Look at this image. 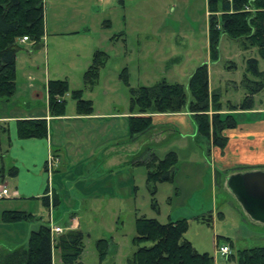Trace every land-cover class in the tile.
I'll return each instance as SVG.
<instances>
[{
    "label": "rangeland",
    "instance_id": "obj_1",
    "mask_svg": "<svg viewBox=\"0 0 264 264\" xmlns=\"http://www.w3.org/2000/svg\"><path fill=\"white\" fill-rule=\"evenodd\" d=\"M44 4L46 40L40 48L20 43L17 92L0 103V114L19 115L32 91L43 95L38 109L44 111L48 82L62 80L69 83L70 93L83 90V98L93 101L96 118L81 121L82 153H63L53 182L58 206L14 195L0 199V251L27 247L31 233L41 225L50 227L51 220L66 232L74 218L84 234L82 264H128L138 249L133 239L136 219L141 217L162 224L187 220L186 239L200 253L211 254L217 264H230L218 253L225 245L233 256L239 250L264 247V224L251 219L228 187V174L241 170L238 161L254 159L253 149L236 152L230 145L226 158L234 166L223 173L211 153L214 147L198 133L190 114L156 115L154 129L135 140L128 132L132 89L162 81L186 86L195 70L207 64L210 89L221 95L219 114L233 115L238 122L237 129L223 135L254 133L264 126L260 124L264 88L254 93L252 111L231 112L228 105H240L250 95L249 82L262 84L263 78L255 75L249 62L256 60L258 70L264 72L258 49L245 50L241 41L223 35L219 60L213 61L207 0H123V4L121 0H44ZM97 51L107 55V63L90 90L84 75ZM70 93L64 100L67 113L75 115ZM8 136L0 130V185L12 195L15 178L9 173L3 177V169L10 168L4 157ZM170 152L178 158L174 180L153 188L147 183L148 168L140 162L149 161L151 154L164 159ZM5 211H26L35 217L5 223ZM100 240H113L101 262L96 245ZM53 262L61 264L57 250Z\"/></svg>",
    "mask_w": 264,
    "mask_h": 264
},
{
    "label": "trees",
    "instance_id": "obj_2",
    "mask_svg": "<svg viewBox=\"0 0 264 264\" xmlns=\"http://www.w3.org/2000/svg\"><path fill=\"white\" fill-rule=\"evenodd\" d=\"M123 4V0H121ZM209 18L210 55L213 61L219 60V47L222 36L241 41L245 50L257 48L264 60V0H207ZM46 36L44 0H0V101H9L17 92V66L20 43L27 37L35 48H40ZM23 44V43H22ZM256 76L262 77L261 85L253 84L250 95L240 105L229 103L228 111H252L254 93L264 88V72L258 70V62L249 60ZM107 63V55L102 51L94 54L92 65L84 75L86 87L92 90L99 81L101 70ZM70 93L67 81L52 80L47 85L48 108L53 118L64 117L67 113L66 94ZM83 90L70 93L76 102L79 116L94 114L93 101L83 98ZM130 116L128 132L131 139H136L154 129L153 119L156 115L190 114L197 131L205 137L214 148L224 150L229 138L225 131L234 130L238 122L233 115L224 118L219 114L223 109L221 95L210 89V75L207 64L199 66L190 77L186 86L178 83L159 82L152 87H140L131 90ZM213 112V113H212ZM212 113V114H211ZM19 139H45L49 135L46 119H24L17 121ZM144 163L148 168L147 183H170L174 180L177 167V154L168 153L164 159L151 154ZM10 175L15 177L17 169L12 168ZM239 176V175H237ZM235 177V176H234ZM155 191H153V194ZM50 207L49 197L41 198ZM54 207L60 204L56 193L52 200ZM35 216L24 211H5V223H18L32 220ZM136 236L133 243L138 247L128 264H216L209 253H200L186 239L189 230L187 220L170 221L166 224L157 219L141 217L136 219ZM100 262L107 256V250L113 240L97 242ZM84 234L80 230H67L58 236L57 243L52 244L50 227L41 225L33 231L27 247L16 250L0 251V264H54V250L60 252L61 264H82L80 259L84 252ZM229 258V257H228ZM235 264H264V247L239 250L231 255Z\"/></svg>",
    "mask_w": 264,
    "mask_h": 264
},
{
    "label": "crops",
    "instance_id": "obj_3",
    "mask_svg": "<svg viewBox=\"0 0 264 264\" xmlns=\"http://www.w3.org/2000/svg\"><path fill=\"white\" fill-rule=\"evenodd\" d=\"M42 99L43 95L37 91H32L28 101H26L24 104L25 109L19 110V115L0 114V130L9 135L7 139L8 143L5 146L7 150L6 154H4V157L10 162V168L8 171H6L5 168L3 169V177L5 174L9 173L12 168L17 169V175L15 177L11 176L9 173V175L15 178L16 181V190L12 195L10 192L9 194L10 196H15L17 199L23 201H29L30 199L41 200V198L44 196L49 197V194H52V197H54V193H56L59 198L57 189L54 187L53 182L55 172L58 170V166L61 163L63 153L69 150H73L75 155H80L82 153L83 147L81 144V134L84 132L85 126L81 121L90 118H96L95 115L88 117L79 116L77 113H75V115H69L66 113V116L64 117L53 118L49 113L48 95L45 98L46 106L44 111L38 109V104ZM5 102V100L0 101V103ZM24 119H46L49 127L48 138L28 140L19 139L17 134V121ZM260 124L264 125V120H260ZM259 128L254 133L252 132L243 134L241 136L239 135L240 137L236 138L235 136L230 137L226 134L229 140L235 138L233 139L234 142L231 143L229 141L227 147L224 150L212 148L211 153L221 165V172L223 173L232 170L231 166H234L232 161L229 158H226V153L230 145L234 147L236 152H240V150L245 151L248 149L250 151L253 149L255 152L254 159H251L250 161L249 159H242L238 161L241 166H243L239 168L241 170L237 169L239 171L235 172H233V170L232 172L230 171L231 173L228 174V187L229 182L234 176L241 175L246 172H264V126H262L260 129ZM237 148H240V150L237 151ZM50 156H54L57 160L54 164L52 173H49V168L47 167ZM2 188H4V185H0V190ZM240 203L242 204V202ZM51 207H53V205ZM244 210L251 217V219H253V221L264 224L262 221L255 220L245 208ZM79 229L80 224L77 219L74 218L70 221L66 230ZM230 257L231 256H229V258ZM229 258L228 261L230 264H235V262H233L232 259L230 261Z\"/></svg>",
    "mask_w": 264,
    "mask_h": 264
},
{
    "label": "water",
    "instance_id": "obj_4",
    "mask_svg": "<svg viewBox=\"0 0 264 264\" xmlns=\"http://www.w3.org/2000/svg\"><path fill=\"white\" fill-rule=\"evenodd\" d=\"M229 188L255 220L264 222L263 171L246 172L235 176L229 182Z\"/></svg>",
    "mask_w": 264,
    "mask_h": 264
},
{
    "label": "built area",
    "instance_id": "obj_5",
    "mask_svg": "<svg viewBox=\"0 0 264 264\" xmlns=\"http://www.w3.org/2000/svg\"><path fill=\"white\" fill-rule=\"evenodd\" d=\"M227 2H232V0H226ZM29 42V39L27 37H25L23 40H22V43H27ZM56 159L54 156H50L49 160H48V164H47V167L49 168V173H52V170L54 168V164L56 163ZM10 197V194H9V191L7 188H2L0 190V199H4V198H9ZM49 197L52 198V194H49ZM51 202V205H52V201ZM51 225H50V234H51V241H52V244L55 245L57 243V238L58 236L64 234V229L59 227V226H55L53 224V221L51 220ZM218 253L222 256V257H229L231 255V247L228 246V245H225L221 248H219L218 250ZM215 263L217 264L216 260H215Z\"/></svg>",
    "mask_w": 264,
    "mask_h": 264
}]
</instances>
